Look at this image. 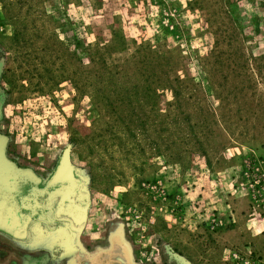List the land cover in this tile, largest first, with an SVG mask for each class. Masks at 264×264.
Instances as JSON below:
<instances>
[{
    "label": "rangeland",
    "instance_id": "1",
    "mask_svg": "<svg viewBox=\"0 0 264 264\" xmlns=\"http://www.w3.org/2000/svg\"><path fill=\"white\" fill-rule=\"evenodd\" d=\"M0 137V264H264V0H0Z\"/></svg>",
    "mask_w": 264,
    "mask_h": 264
},
{
    "label": "flooded vegetation",
    "instance_id": "2",
    "mask_svg": "<svg viewBox=\"0 0 264 264\" xmlns=\"http://www.w3.org/2000/svg\"><path fill=\"white\" fill-rule=\"evenodd\" d=\"M10 175L11 179L8 181L10 185L12 184V189L7 188L8 190L0 194V200L2 199L5 203L4 206L7 212L9 226H12V223H17L19 226L24 227L28 222V218L31 217L33 213L35 218H37L38 213L41 215L44 209L37 205L38 192L44 194L47 198H52L54 195L57 197L55 204L54 202L53 204L51 202L50 205L45 203V206L48 205V207L45 208L46 213L49 212L50 214V210L56 209L57 212L63 214V212L68 210L69 198L68 189H66V187H68L67 184H59L54 189H57L54 192L53 189H48L46 186L38 187L36 183H34L32 177H18L14 172H11ZM43 191L44 193H42ZM32 208H34L35 211L32 210ZM26 214L28 216H25Z\"/></svg>",
    "mask_w": 264,
    "mask_h": 264
},
{
    "label": "crops",
    "instance_id": "3",
    "mask_svg": "<svg viewBox=\"0 0 264 264\" xmlns=\"http://www.w3.org/2000/svg\"><path fill=\"white\" fill-rule=\"evenodd\" d=\"M11 172H15V171H10V170H4L0 168V194L3 193V191L8 190L6 189L7 187V183H9L8 180L11 179ZM16 173H19L18 171ZM18 177H21V174L17 175ZM4 202L2 201V199L0 200V220H2L3 216H4V212L6 213V209L4 206Z\"/></svg>",
    "mask_w": 264,
    "mask_h": 264
},
{
    "label": "water",
    "instance_id": "4",
    "mask_svg": "<svg viewBox=\"0 0 264 264\" xmlns=\"http://www.w3.org/2000/svg\"><path fill=\"white\" fill-rule=\"evenodd\" d=\"M3 152H4V139H2L0 137V168L1 169H4L6 170V162L5 160L3 159L4 156H3ZM64 162H65V165L67 166L69 164V154H68V151L66 152L65 154V157H64Z\"/></svg>",
    "mask_w": 264,
    "mask_h": 264
}]
</instances>
